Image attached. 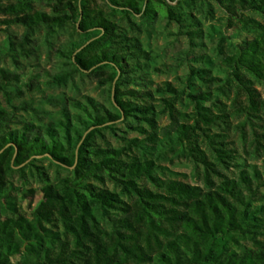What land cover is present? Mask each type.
<instances>
[{"label":"trees","instance_id":"trees-1","mask_svg":"<svg viewBox=\"0 0 264 264\" xmlns=\"http://www.w3.org/2000/svg\"><path fill=\"white\" fill-rule=\"evenodd\" d=\"M39 1L42 0H0V16L5 17L2 23L34 30L77 18L78 29L87 37L67 51L74 60L73 68L55 81L64 82L77 72H89L100 84L110 83L112 87L119 79L115 86L116 106L111 111L88 98V106L75 103L79 114L64 113V120L45 128L28 123L21 130H10L11 117L0 110V209L9 197L7 186L16 167L49 156L59 167L73 168L69 177L57 183L42 173L44 198L31 220L23 214L0 219V264H264V217L253 209L259 189L264 187V161L263 172L251 166V172L242 170L238 179L223 176L220 167L228 165L226 159L231 156L221 148L223 141L217 140L221 136L210 134V126L225 116L213 115L203 106L210 94H187L196 114L194 123L188 124L184 120L187 115L174 106L180 90L164 82L158 91L173 95L164 100L171 122L162 128L158 140L155 105L147 100L151 95L121 90L130 74L138 73L141 62L149 60L140 41L118 32V26L102 11L92 9L87 0H47L55 16L37 11L35 4ZM110 1L127 17L143 15L149 22L157 17L175 20L188 29L193 43L201 36L191 14L172 8L165 0H145L141 8L133 0ZM196 1L184 3L189 7ZM210 1L223 8L230 19H238L242 10L264 17V0ZM253 22L261 30L258 39L226 58L235 78L242 83L240 66L264 83V25ZM108 69L112 70L110 74ZM1 73V78L6 79L5 72ZM5 85L0 82V90ZM245 90L248 114L263 109L257 92L249 86ZM124 118L148 125L150 132L145 140L153 144L158 155L168 149L186 157L185 142H208L212 160L199 148L189 149L190 155L204 166L205 188L163 179L165 168L146 157L148 148L138 139H132L127 148L95 149L93 141L106 130L114 132L113 124ZM141 131L148 133L142 128ZM133 147L137 153L124 160ZM213 175L223 180L216 184ZM91 179L101 184L112 182L129 202L118 193L96 188L88 182ZM143 179L156 192L140 185ZM99 213L103 216L99 217ZM56 222L62 225L66 239L46 227ZM241 241L250 242L251 248L237 250ZM17 255L24 256V260L12 262Z\"/></svg>","mask_w":264,"mask_h":264},{"label":"rangeland","instance_id":"rangeland-1","mask_svg":"<svg viewBox=\"0 0 264 264\" xmlns=\"http://www.w3.org/2000/svg\"><path fill=\"white\" fill-rule=\"evenodd\" d=\"M87 1L92 9L102 11L106 18L114 22L118 26V32L137 38L148 53L149 60L141 62L138 73L130 74V80L125 81L121 90H132L138 96L151 95L147 100L155 105L158 140L161 138L162 128L171 122L164 100L173 96L160 93L158 88L164 82L178 87L181 93L176 97L174 106L179 113L187 115L184 120L188 124L194 123L196 114L187 94L206 92L210 96L203 106L210 109L213 115L224 113L225 116L210 126V134L221 136L217 140L223 141L221 148L226 149L231 156L226 159L228 165L220 167L223 176L238 179L242 170L251 172V166H256L263 172L264 108L248 114L249 102L245 86L257 92V98L262 104L264 83L259 82L242 66L239 72L244 83L239 82L234 76L233 66L226 58L236 54L246 43L258 39L261 30L255 27L253 21L264 25V17L253 11L242 10L238 19H230V15L214 1L197 0L188 7L184 0H165L172 8L190 13L192 21L198 23L202 33L200 37L194 38L193 43L191 36L187 34L188 29L175 20L157 17L154 22H149L143 15L127 17L110 0ZM133 1L139 8L145 3V0ZM35 9L51 16L56 15L47 0L37 2ZM4 19L5 17L0 16V82L6 84L4 90H0V110L11 117L10 130H21L28 123L45 128L51 123L64 120V113L70 116L79 114L80 110L74 106L75 103L81 102L88 106V98L114 111L115 86L119 79L115 80L112 87L110 83L100 84L99 79L89 72H77L64 82L55 81L57 76L70 72L73 68L74 60H70L67 51L87 37L78 29L77 18L65 20L61 25L44 24L34 30L18 25H4ZM97 39L98 37L88 40L79 51ZM192 69L203 72L192 74ZM111 71L108 69L109 74ZM1 72H5L6 79L1 78ZM113 125L114 132L106 130L103 136L93 141L95 149L127 148L132 139H138L148 148L146 157L154 159L157 165L165 168L163 179L205 188L204 166L190 155L189 149L199 148L212 160L208 142L199 140L190 145L185 142L186 157L168 149L164 154L158 155L152 148L153 144L145 140L150 132L146 123L124 118ZM141 128L148 130V133H143ZM127 152L128 155L123 157L126 161L137 150L133 147ZM71 171L73 168L57 166L49 156H40L16 167L7 186L9 197L1 206L0 219L23 214L31 220L39 202L44 198L42 188L45 183L42 173H46L52 183H57L69 177ZM212 178L216 184L223 180L222 176L213 175ZM88 182L96 188L120 194V187L110 181L101 184L91 179ZM139 184L156 192L144 179ZM120 195L129 202L127 197ZM262 208L264 209V187H260L253 203V209L260 212L258 216L264 217ZM101 216L102 213H99V217ZM46 227L57 232L63 240L66 239L59 222ZM236 248H251V243L241 241ZM23 260L22 255L12 258L14 263Z\"/></svg>","mask_w":264,"mask_h":264}]
</instances>
